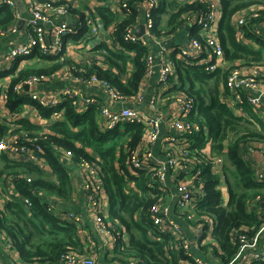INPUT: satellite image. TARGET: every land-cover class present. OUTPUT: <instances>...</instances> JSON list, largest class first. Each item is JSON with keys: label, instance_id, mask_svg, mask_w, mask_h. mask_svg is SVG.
Wrapping results in <instances>:
<instances>
[{"label": "trees", "instance_id": "obj_1", "mask_svg": "<svg viewBox=\"0 0 264 264\" xmlns=\"http://www.w3.org/2000/svg\"><path fill=\"white\" fill-rule=\"evenodd\" d=\"M66 4L67 0H54ZM141 1V0H140ZM222 6V17L218 27L220 41L224 47L225 58L234 64L259 63L263 56L259 51H253L240 44L236 39V28L232 19L239 11L259 4L264 0H219ZM205 3H179L177 1H160L154 13L155 26L152 34L157 39L167 35H178V30L191 14L206 10ZM134 10V12H133ZM97 13L105 22L106 27L112 26L115 42L120 49L135 51V54L116 53L105 44L92 51V56L98 57L107 68L97 64L83 67L81 78L88 79L97 75L115 87L124 99L136 96L146 76V57L149 48L140 44L128 45L123 41V35L130 26H136L137 12L132 8L123 19L113 14L107 8H98ZM71 8V14L76 15ZM166 18V19H164ZM14 21L13 11L7 7L0 8V29H4ZM193 29H197L195 26ZM198 38V29L194 35ZM261 43L260 41H258ZM264 47V44L261 43ZM122 52V51H121ZM178 76V84L172 92L184 93L194 101V112L189 119L199 124L201 131L191 136L192 144L187 148V159L199 163L195 172L201 171L199 181L204 183L206 195L199 199L196 206L197 217H210L215 225L213 239L224 251L221 264H228L235 255L237 248L232 245L230 234L232 230L250 228L256 233L263 225L260 215L250 211L253 204L259 210L264 208V183H258L250 165L243 155L247 153L252 143L264 144V122L259 118L252 121L247 117L236 115L231 108L221 101L220 86L225 80V73L217 70L206 72L202 66H194L186 61L173 58ZM98 61H95L97 63ZM71 64L64 60L46 68L27 66L18 76L14 77L7 89L6 106L11 113H20L23 105L29 100L15 93L13 88L21 80L30 75H50L64 66ZM9 73H15L13 69ZM175 79L171 78V82ZM2 89H0L1 101ZM64 108V120L50 125L52 134H44L41 143L46 153L48 166L56 175V181L47 177L46 171L31 162L11 160L0 153V178L6 175L7 182L15 187L21 195L30 197L33 205L30 209L18 201H6L0 211V232L7 235L15 249L19 251L24 263L37 259L46 263L57 264L64 252L77 251L84 253L78 228L71 223L61 222L47 210L46 199L39 197L44 192L55 195L63 200L71 195L70 174L60 160L56 150H71L78 161L86 159L97 162L102 168L103 184L109 197L110 214L113 220L119 222L117 229L122 227L130 235L128 244L117 236L116 255L124 258H137L139 264H182L180 256L172 248L170 236L161 233L146 222L150 207L158 198L150 197L147 186V176L140 172L138 176L130 173L126 166L125 150L135 149L145 134L142 124L127 125L123 131L120 127L111 133L103 134L98 125V111L91 106L84 114L77 111L74 100H68L63 107L55 110L39 108L44 117H50ZM248 115L256 118L250 107H245ZM21 131L33 132L38 129L30 121L23 119L16 122ZM2 134L6 133L3 126ZM20 131V132H21ZM212 141L211 155L224 160L221 169L226 178L228 199H224L220 186V177L213 172V163L208 161L202 150L207 142ZM92 149L90 155L86 149ZM119 152V155L117 153ZM119 157V158H118ZM119 163V167L116 164ZM123 172V173H122ZM31 178V182L28 179ZM137 189L138 191H136ZM158 194V192H154ZM46 197V196H45ZM260 198L259 202L257 199ZM43 199V202H42ZM206 224V223H205ZM207 226V224H206ZM214 251H217L214 248Z\"/></svg>", "mask_w": 264, "mask_h": 264}, {"label": "built area", "instance_id": "obj_2", "mask_svg": "<svg viewBox=\"0 0 264 264\" xmlns=\"http://www.w3.org/2000/svg\"><path fill=\"white\" fill-rule=\"evenodd\" d=\"M22 1L28 12L26 18L22 16L16 0H0V8L7 6L14 13V21L4 29H0V40L9 38L11 35L21 36L23 32L19 28L20 22L24 23L28 35L27 41L15 44L7 54L3 53V46L0 44V89H2L0 103L4 107H7L5 92L14 77L18 76V72H21L24 65L29 63V60H40L42 57H46L49 61L58 63L64 60L65 51L69 47H72L80 55L89 56L92 51L108 43L106 38L110 34V30L106 27L101 16L90 11H80L78 14L72 15L71 8L74 9V6L70 2L71 0H67L66 4H59L54 0ZM104 1L112 4L114 9L120 12L119 19H123L125 14L131 10L129 0ZM185 2H192V4L201 2L207 5L206 10L191 14L189 17L194 21L200 38L192 36L186 47H162L158 55L160 57L158 85L161 92L172 87L171 78L178 79L174 57L194 66H202L209 74L215 72L219 64L224 61V47L218 34L219 18L222 11L221 3L219 0H182V3ZM159 4L160 0L143 1L144 36L140 37L136 34V26L128 27L123 35L125 44H140L149 48L146 57L145 77H151L155 71V56L150 50L151 44L159 41L152 34L155 26L154 13ZM237 16L235 28L238 29V37H243L247 30L257 39H264V4L245 8L239 11ZM116 47L112 49L113 52L125 54L126 49H120L117 45ZM204 55H208V60H200ZM97 59L99 58L97 57ZM13 69H15V73H9ZM46 79V75H30L17 83L13 90L20 96H28L30 102L37 104L38 108L46 110L63 107L68 100H74L82 111H87L91 106H95L98 111L99 129L103 134L114 132L119 127L124 129L127 125L142 124L144 126L145 134L141 142L135 149L125 150V154L130 173L136 176L140 172L144 173L148 179V187L153 191L149 196L158 198L156 204L150 207L146 222L171 237L173 250L180 256H184L179 258L182 264H221V256L224 255V251L217 241H215L214 247L217 251H214L212 246L209 249L212 255L203 250L204 247L209 248L207 240L213 236L216 225L210 217H197L196 214L197 203L200 198L206 195V192L203 182L199 185L195 183L199 181L198 177L201 174V171L195 172L194 170L199 163L187 159V148L192 144L190 137L201 131L199 124L189 119L190 114L195 111L193 99L184 93H178L176 100H173L175 103L173 115L168 117L159 105V99L154 97L150 101V109L154 114L149 115L139 107L128 106L132 101L144 102L145 97L142 93L139 96L124 99L115 87L97 75L88 79L80 77V79L86 85L101 87L109 95L111 105L103 103L95 96L84 98L68 88L58 91H38L36 87L43 84ZM263 82L264 62L237 65L230 69L226 76L225 92L221 95V101L236 115L244 118L248 114L245 107H250L252 112L264 122ZM55 113L63 115L64 108ZM165 125L174 129L175 133L165 139L164 150L167 157L165 160H160L155 157L153 148ZM14 131L13 127L6 135L0 134V153L5 154L11 160L31 162L47 169L49 167L47 153L41 143L42 136L46 133L22 131L20 136L16 137ZM208 142L212 145V141ZM202 152L205 153L206 148ZM252 152H254L253 143L248 147L243 158L252 168L256 181L264 183V153L258 160L254 158ZM64 153L67 158H74L71 150H65ZM207 159L213 163L214 174H223L221 172L224 165L222 158L209 156ZM76 163L78 171L83 175L84 189L91 203L89 210L93 215L95 233L102 240L104 246H109L115 243L117 238L113 236L112 226L106 221L103 211L100 209L104 199L101 169L96 162L86 159L78 160ZM171 175L174 176V194L170 192L171 187L168 183V178ZM31 180L29 178L28 182ZM13 187H9V190H12L11 196L2 198L4 203L18 200L25 208L30 209L33 205L32 199L21 195ZM154 192H158V194ZM167 192L171 194V197L165 200ZM171 198L176 201L177 211L183 215L187 222H199L195 226L193 239L174 218L170 205ZM107 199L105 197V200ZM259 200L260 198L257 199L258 202ZM47 210L61 222L74 224L77 228L83 227L86 222L83 215L72 210L58 211L52 204L47 205ZM259 215L263 220V225L256 233H252L251 229L247 227L243 230H232L231 243L237 248V251L228 264H264V208L260 210ZM85 233L90 243L94 241L91 234ZM195 250L204 254L207 259L196 254ZM90 253L64 252L57 264H98L97 258ZM0 264H5L1 255ZM131 264H139V259L132 258Z\"/></svg>", "mask_w": 264, "mask_h": 264}, {"label": "crops", "instance_id": "obj_3", "mask_svg": "<svg viewBox=\"0 0 264 264\" xmlns=\"http://www.w3.org/2000/svg\"><path fill=\"white\" fill-rule=\"evenodd\" d=\"M19 5V10L22 14L23 17L28 16V12L26 9V6L23 4L22 0H16ZM110 1V0H108ZM143 1L144 0H129V4L131 6V9L134 8L137 12V20H136V29H138L141 25H144V17H143ZM162 1V0H160ZM165 1H177L179 3H182V0H165ZM71 4L74 6V9L77 12H83V11H90L94 13L95 15H98L97 9L98 8H107L109 9L113 14H115L118 19L120 12L116 11L114 9V6L104 0H71ZM186 4H192V2H185ZM196 3V2H195ZM134 12V10H133ZM222 17V11H221V16L219 18V24L221 21ZM237 14L232 19V23L235 26V20H237ZM166 19V18H164ZM75 24V23H73ZM218 24V27H219ZM195 27L194 21L190 18L186 19V21L183 23V27L178 30V35L173 36V35H167L163 36L159 39L158 42H153L151 44V53L155 56L154 58V63H155V71L151 77H145L141 87L140 91L136 96H139L141 93L145 97V101L142 103L132 101L129 103L128 106L130 107H139L143 109L147 114L153 115L154 113L150 109V101L152 98H158L159 99V105L162 107L163 112L168 116L171 117L173 115V108L175 107V103L173 100H176V95L178 92H172V88L175 87L176 84H178L177 80L172 82V87L167 90V91H160L159 90V85H158V78H159V62H160V57L158 56L160 51L162 50V47L166 48H180V47H186L189 45L190 39L192 36L196 34V30L193 29ZM19 28L23 32L21 36L19 35H11L9 38H5L0 40V44L3 46V53L7 54L9 50L17 43L21 41H27L28 40V35L26 28H24V23L20 22L19 23ZM110 30L109 36L106 38L108 43L105 44L110 50H112L114 47H116V42H115V36L113 33L112 26L108 27ZM237 35L236 39L237 42H239L242 45L247 46L249 49L253 51H259L262 53L263 59L261 62H264V47L262 46L261 43L264 44V39L261 38H256L252 34L248 33L247 30H245L243 37H238L239 32L238 29L236 28ZM260 41L261 43H259ZM117 48V47H116ZM125 54L133 55L135 54V51H129L126 50ZM208 55L202 56L200 60H208ZM178 59V58H177ZM65 60H68L71 62L68 66H64L60 70L56 71L55 73H52L50 75H46V81L38 85L36 89L38 91H58L62 89H71L73 91H76L79 95H82L84 98L85 97H90V96H95L99 98L103 103L107 105H111V100L108 94H106L103 89L99 86H94V85H86L81 79H80V74L82 73L83 67H91L94 64L99 65L100 67L107 68L103 62L97 59L96 56H92L90 53L89 56L87 55H80L76 50H74L72 47H69L68 50L65 51ZM90 62H89V61ZM95 61H98L95 63ZM255 62L251 63H246V64H254ZM55 62L49 61L48 58L42 57L40 60H29V63L25 64L23 69L26 68L27 66H32V67H42L46 68L51 65H54ZM237 65H245L244 63H241L239 61L235 62L234 64H231L224 55V61H222L217 70L221 71L222 73H225L227 76L228 72L230 69ZM216 70V71H217ZM226 80V77H225ZM225 80L220 86V96L224 94L225 92ZM262 99L264 100V82L262 84ZM133 96V97H136ZM28 97V96H27ZM29 100V97L27 98ZM78 106V105H77ZM77 111L79 113L84 114L86 111L80 110L79 106L77 108ZM64 115V114H63ZM59 115L57 113L51 115L50 117H44L41 115L39 108L37 107V104L33 102H27L23 105V108L20 113H15L12 114L10 113V110L7 107H4L0 103V134H2V127L4 126L6 129V133L14 127V136L19 137L21 134V130L17 128L19 125L16 123L18 120H23L26 119L30 121L32 124L35 126H38V129L36 131L44 132L46 134H52L50 131V125H52L54 122L58 121H63L64 116ZM247 118L256 121L257 118H259L256 115V118L252 117L247 114ZM261 120V118H259ZM98 120V119H97ZM20 127V126H19ZM118 129V128H117ZM116 129V130H117ZM115 130V131H116ZM121 131H123V128H120ZM21 131V132H20ZM2 134V135H6ZM175 130L170 128L169 126H164L162 134L155 144L153 148V152L156 158L160 160H165L167 157V153L165 152V139L170 136L171 134H174ZM107 134V133H104ZM211 141V140H210ZM255 146V143H254ZM208 147V148H207ZM255 147H258L257 152H252L253 156L255 159H261L264 153V144L258 143ZM206 152L204 155L206 157L212 156L211 155V148L212 145L207 142L206 146ZM66 149H60L58 148L56 151L60 153V160L63 163L64 166L67 167L68 172L70 174V180H71V195L69 199L63 200L55 195H47L44 192L39 194V197H44L46 199L47 205L52 204L58 211L59 210H72L74 212H77L81 215H83L86 219L85 224L83 227H78V235L80 238L81 244L84 245V251L85 253L93 254L97 258L98 264H131L132 259L129 258H124L123 256H118L116 255V246H117V241L115 243H112L109 246H104L102 240L96 235L94 227H93V215L91 214L89 207L91 206L90 201L87 198L86 191L84 189V178L83 175L78 171L77 168V160L75 158L69 159L65 156V151ZM209 150V151H208ZM86 151L90 154L93 155L92 149L88 148ZM209 153H208V152ZM119 155V152L117 153ZM119 158V157H118ZM25 162V161H23ZM95 162V161H94ZM97 163V162H96ZM126 163V161H125ZM99 168L101 169L102 167L97 163ZM127 166V164H126ZM2 167V163L0 162V168ZM116 167H119V163L116 164ZM128 168V166H127ZM46 171L47 177L50 180L56 181V175L53 173L52 169L49 167L47 169L43 168ZM220 177V186L219 189L222 192L223 199H224V205L227 203L228 199V190H227V184H226V178L224 177L223 174L221 173H216ZM102 177V173H101ZM148 183V182H147ZM168 183L170 185V192L172 194L175 193L174 190V176L171 175L168 178ZM12 187L11 184L7 182V177L6 175L1 176L0 178V211L3 210V207L5 205V201H3L2 198L10 197L12 190H9V187ZM148 186V184H147ZM14 188V187H13ZM138 191L137 189H135ZM151 191V190H150ZM153 192V191H151ZM151 192L148 194L150 195ZM168 193V192H167ZM46 196V197H45ZM102 196L104 197L102 201V205L100 206V209L103 211V216L105 217L106 221L110 223L112 226V234L114 237L117 238L119 236L123 242L126 244L129 243L130 241V235L126 232L124 227H122L121 231L117 229V225L119 222L115 221L112 219L111 214H110V203H109V197L105 191L104 184L102 188ZM105 197L108 199L105 200ZM171 197V194H167V198L165 200H168ZM43 198V199H44ZM13 199V198H12ZM42 199V202H43ZM44 203V202H43ZM170 205L172 209V214L176 221L185 229L186 233L188 236L193 239L195 236V226L199 224L198 221L196 223H189L187 222L183 215H181L177 211V206H176V201L171 198L170 200ZM250 211H254L259 215V207L257 204H253V207H250ZM213 221V220H212ZM214 223V221H213ZM91 234V237L94 239L90 243V240L87 238L86 233ZM264 235V234H263ZM91 238V239H92ZM215 240L213 239V236L207 240V245L209 248L204 247L203 250L205 253H212L209 251L210 247L212 248L215 247ZM196 254L200 255L203 259H207L206 256L198 251H196ZM0 255L2 258L5 260V264H48V262L44 263L40 260H36L34 262L30 263H24L20 259V254L17 249L13 246V242L10 241V239L7 237L6 234L0 232ZM214 264H219V263H214Z\"/></svg>", "mask_w": 264, "mask_h": 264}, {"label": "water", "instance_id": "obj_4", "mask_svg": "<svg viewBox=\"0 0 264 264\" xmlns=\"http://www.w3.org/2000/svg\"><path fill=\"white\" fill-rule=\"evenodd\" d=\"M69 22H71V20H69ZM136 34L140 37L144 36L145 34V27L144 25H141L137 30H136Z\"/></svg>", "mask_w": 264, "mask_h": 264}, {"label": "rangeland", "instance_id": "obj_5", "mask_svg": "<svg viewBox=\"0 0 264 264\" xmlns=\"http://www.w3.org/2000/svg\"><path fill=\"white\" fill-rule=\"evenodd\" d=\"M254 144V143H253ZM258 145V143H255V146ZM254 146V152H257L256 150H258V147Z\"/></svg>", "mask_w": 264, "mask_h": 264}]
</instances>
